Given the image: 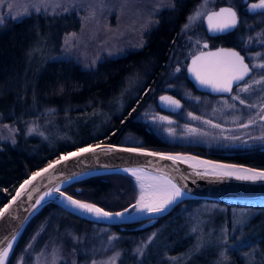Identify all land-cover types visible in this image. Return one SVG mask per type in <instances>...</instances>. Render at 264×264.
<instances>
[{"label":"trees","instance_id":"1","mask_svg":"<svg viewBox=\"0 0 264 264\" xmlns=\"http://www.w3.org/2000/svg\"><path fill=\"white\" fill-rule=\"evenodd\" d=\"M197 0H174L156 14L157 25L147 32L142 47L100 60L94 68L86 69L73 59L52 58L60 52L63 36L79 28L68 27L71 14L50 15L31 13L19 20H9L0 26V121L18 125L16 141L5 142L0 147V209L13 196L18 186L32 173L74 149L97 142L143 146L167 150L168 144L144 122V104L154 101L169 72L170 62L178 51L179 34ZM225 3V0H221ZM250 13L241 12V23L232 32L222 36H207L211 40L236 39L237 32ZM47 35L54 42L50 57L35 63L30 53ZM50 39V38H49ZM43 42V41H42ZM41 42V44H42ZM144 79L148 89L137 100L131 99L123 111L112 107L126 85ZM157 108L161 109L159 106ZM106 110L111 117L105 126L95 122L97 112ZM112 113V115H111ZM28 119L38 120L46 137L25 135L23 124ZM98 130L90 134L91 130ZM84 134L81 138L80 135ZM191 153L209 156L198 149ZM231 162L244 163L264 169V151L257 149L248 154L210 156ZM64 190L72 196L92 202L107 210H119L136 200L138 182L132 175L105 173L86 177L69 184ZM119 194V195H118ZM118 196H122L123 199ZM115 196V197H114ZM115 199H112V198ZM202 203H214L219 209L216 221H225L231 234V246L225 250L226 264H264V205L227 203L223 201L186 198L169 213L150 224H110L85 218L56 202L47 203L29 221L22 232L7 264L22 252L32 233L45 224L46 233L64 225L106 226L116 233L114 245H123L125 254L134 243L156 230V239L149 243L143 259L138 264H167L171 258L192 251L195 235L187 216ZM232 209H243L251 217L243 226H232ZM161 242H156L158 236ZM93 237V236H92ZM158 244V245H157ZM90 248L91 243H85ZM212 250L194 253L187 264H209ZM89 250L79 246L77 264H85ZM60 264H67L61 262Z\"/></svg>","mask_w":264,"mask_h":264},{"label":"rangeland","instance_id":"2","mask_svg":"<svg viewBox=\"0 0 264 264\" xmlns=\"http://www.w3.org/2000/svg\"><path fill=\"white\" fill-rule=\"evenodd\" d=\"M173 1L0 0V18L3 19L2 24L9 20H19L25 17L23 13L26 10L30 11L33 6L41 8L39 13L42 14H71L70 21L65 25L74 27L79 21V28L63 36L60 52L52 58L73 59L82 67L91 69L104 58L120 56L129 50L142 47L147 32L157 25V12L172 5ZM251 3L249 0L248 5L245 6L248 7ZM9 4L11 8L8 7ZM203 4L204 0H197L183 24L179 34L178 51L174 55V60L170 62L169 72L165 74L161 91L157 96L158 99L164 92L175 93L185 100V108L177 114H172L157 108L158 105L154 101H149L144 104L141 116L148 127L168 144L167 150L163 151L194 154L187 150L198 149L209 155L206 157L248 154L264 146V139H260L264 137L262 119L264 83L253 85L249 92H240L239 87H242L245 81L252 84L253 81L264 78V69L253 67L264 63V46L252 52L253 46L257 48L255 46L264 45V15H257L252 23L249 20L245 21L237 32L236 39L246 51L247 59L254 69L253 74L246 77L232 95L207 97L197 93L187 83L184 77L186 63L190 55L205 48L203 41L209 39L204 25L206 13L223 4L241 8L244 0H225V3L221 0H208L206 7H203ZM197 11L202 12L203 15L193 23L189 17ZM31 13L37 12L31 11ZM186 24L191 26L185 29ZM46 38L39 41L31 51L30 61L33 59L36 63L50 57L48 53L53 49L55 41L48 35ZM147 89L144 79L129 82L114 102L112 110L123 111L131 99L137 100L146 93ZM236 96H239L244 103L241 104L240 100L234 99ZM97 115L94 120L99 126H105L111 118L109 112L102 109ZM164 117L167 119H161ZM208 121L210 123H207ZM250 121L255 122L250 123ZM22 127L26 136L37 134L46 137V131L38 120L28 119ZM18 128V125L0 121V147L5 142L16 141ZM31 129L35 130L30 131ZM97 132L96 129L91 130L90 134ZM80 137L83 138L84 134ZM137 182L138 192L133 203H136L140 196V183L138 180ZM118 195L117 199H123ZM114 197L112 199H115ZM217 212L219 209L214 203H202L192 209L191 214L187 216L191 223V231L195 235L192 251L171 258L167 264H187L194 253L205 250H212L214 253L212 255L214 258L209 264H226L225 250L232 245L229 238L233 232L228 230L225 221H216ZM231 216L232 226L235 228L245 225L251 214L243 209H232ZM45 225L46 223L41 224L35 229L13 264H60L61 262L77 264L76 255L81 245L89 250L90 254L85 264H138L143 259L149 243L156 239L157 234L156 230L149 232L146 237L136 241L129 253L125 254L126 249L123 245H114L116 233L106 226H93L88 229L86 226L57 227L55 225L46 236L42 237ZM161 239L159 235L156 242L160 243ZM87 242L89 245L91 243L88 249L84 246ZM249 260L251 264L252 255Z\"/></svg>","mask_w":264,"mask_h":264},{"label":"water","instance_id":"3","mask_svg":"<svg viewBox=\"0 0 264 264\" xmlns=\"http://www.w3.org/2000/svg\"><path fill=\"white\" fill-rule=\"evenodd\" d=\"M221 8H232L236 12L235 7L230 4H223L218 6L216 9L208 11L204 16V25L209 36H216L220 33L232 31L239 24L238 19V24L235 28L226 30L224 32L211 31L209 29L207 15L211 12H218ZM205 44L208 45V42H203V45ZM221 49L234 50L239 52L236 48L233 47L217 46L214 48L202 49L189 57L186 66L187 75L188 78L195 83L198 89H208L209 91H213L211 88H207L206 86L201 85L195 78L194 74L191 71V69L194 67L193 60L196 57L201 56L202 53L206 54L210 52H218ZM205 58L207 59V57ZM244 62L249 65L247 61ZM249 67L251 68L250 65ZM251 72L249 73V75L251 74ZM235 84L237 83H234L233 85ZM161 97H170L173 101H179V106H176L167 100H161ZM158 104L162 109L172 113L179 112L184 105L179 98L167 92L162 93L158 97ZM97 145H99L100 148L97 149L95 153H85L79 157H74L70 158L67 161H62L60 164L55 165L53 169H49L48 172L43 173V175L37 177L35 180H32V183L26 185L25 189H21L20 186L24 184L26 180H30L34 173L42 172L43 169L48 168L49 164H52L55 161L59 160L61 156H67L69 153L76 152L80 148H85L88 146L96 147ZM108 146H115L116 150L104 151L103 149H106ZM80 148L74 149L66 154L61 155L57 159L49 162L48 164L38 169L36 172L32 173L18 186L13 196L2 206L1 209H3L6 205L9 206V212L11 213V215H8L6 213L4 217L0 218V250L4 249L9 243L12 244V249L9 252V256L5 264L8 263L9 258L12 255L13 250L29 221L49 202H56L63 207L71 210L72 212H75L76 214L88 219L107 222L110 224L140 223L141 225L150 224L156 218L169 213L182 200L191 197L204 200L223 201L227 203L239 202L241 204L264 205V180L245 181L239 180L234 176H202L198 175L197 173L205 170L210 171L214 165L209 164L203 167L193 168L192 165H199L198 161L188 160V162L185 163L183 160H178L173 162L171 160L161 159L157 156L127 152L122 151L121 149L142 148L148 153H164L173 156H176V154L187 153H172L168 151L146 148L143 146L120 145L110 142H97L95 144L85 145ZM262 149L264 150V147H262ZM187 155L192 156L196 159L209 161L211 163L228 164L233 166H242L249 169L264 170L263 168L250 166L244 163L231 162L195 154ZM134 168L144 169L146 177L156 176L158 178L166 177L167 179H171L173 183L181 187L185 195L181 197L176 203L172 204L163 214L141 211L140 209H138V207H134L136 203H132L129 206L119 210H107L103 208L106 212H110L113 214L124 213L123 216L114 215L111 218H97L94 216H89L83 212H80L79 210H73L71 206L65 203L64 196H71L75 200H80L64 190V188L72 182L84 179L89 176L105 173H120L131 175L129 172H126L124 170ZM57 188L59 189V192L55 191V189ZM18 191L21 192V195L19 197L16 196ZM47 193H52V195L48 196L46 195ZM14 197H16L15 201H13ZM42 197L43 199H41ZM80 201L89 203L83 200ZM126 209L127 211H125ZM13 237H15L14 240Z\"/></svg>","mask_w":264,"mask_h":264},{"label":"snow or ice","instance_id":"4","mask_svg":"<svg viewBox=\"0 0 264 264\" xmlns=\"http://www.w3.org/2000/svg\"><path fill=\"white\" fill-rule=\"evenodd\" d=\"M208 0H204L203 7H206ZM11 8V4L8 5ZM253 10L255 9H264V0H258V3H254L251 5ZM31 11L39 13L41 8L33 6V8L28 11L26 10L23 15L28 16L31 14ZM203 13L197 11L193 16L189 17L191 22H195ZM207 21L209 25V29L213 32H224L226 30L235 28L238 24V18L236 12L232 8H221L218 12H211L207 15ZM3 23V19L0 18V24ZM191 25L186 24L185 29H188ZM204 47H207L205 44ZM260 54L258 53L257 56ZM207 57V59L205 58ZM244 56H242L239 52L234 50H224L221 49L218 52H210V53H202L201 56L196 57L193 60L194 67L191 69L195 78L199 81L201 85L206 87H210L212 90L217 92H231L232 86L234 83H238L241 81H245V77L249 75L252 71V68L249 67L245 62ZM255 68L264 69V63L254 65ZM264 83V78L261 80L253 81L252 84H248L246 81L242 87H239L240 92H249L253 85ZM234 99L240 100L239 96L234 97ZM161 100H167L170 103L179 106V101H173L170 97H161ZM240 103L243 104L244 101L240 100ZM251 107V105H250ZM194 119H199V117H193ZM161 119H167L166 117ZM264 119V116H262ZM255 121H250V123H254ZM207 123H210L208 121ZM218 127V125H217ZM35 129H31L30 131H34ZM195 131V130H192ZM260 139H264V137H260ZM100 146L96 147L88 146L85 148H80L76 152L69 153L67 156H61L59 160L55 161L52 164L48 165V168L43 169L42 172L34 173L30 180H26L24 184L20 187L21 189H25L26 185L32 183V180H35L37 177L43 175L49 171V169H53L55 165L60 164L62 161H67L70 158L79 157L85 153H95ZM104 151H114L115 146H108ZM122 151L134 152V153H142L151 156H157L161 159L171 160L173 162L178 160H183L185 163L188 162L189 159H196L194 157L184 158L181 156H173L167 155L164 153H148L146 150L142 148H126L121 149ZM211 162L209 161H200L199 165H192L193 168L203 167L205 165H209ZM129 172L132 176L135 177L136 180L140 181V196L136 202L134 207H138L141 211H146L148 213H158L163 214L167 209L174 203H176L181 197L185 195L184 191L180 186L173 183L171 179H167L166 177H149L152 183L145 184L146 173L142 168H134V169H126L124 170ZM202 176H217V177H235L239 180L245 181H258L264 180V170H256L249 168H239L237 169L235 166L228 165H215L212 169L205 170L197 173ZM56 192H59V189H55ZM151 194L153 198H159L158 203H146V195ZM21 192L18 191L16 196L19 197ZM46 195L51 196L52 193H47ZM16 197L13 198L15 201ZM43 199V197L41 198ZM67 202L73 208V210H79L83 213L94 214L97 218H111L115 216H123L124 213H110L106 212L103 208L97 207L95 204L85 203L80 200H75L71 196L66 197ZM127 211V209L125 210ZM11 215L9 212V206H5L3 209H0V218L4 217L5 214ZM15 237H13V240ZM12 249V244L9 243L4 249L0 250V264H5L9 252ZM139 251V249L137 250Z\"/></svg>","mask_w":264,"mask_h":264},{"label":"flooded vegetation","instance_id":"5","mask_svg":"<svg viewBox=\"0 0 264 264\" xmlns=\"http://www.w3.org/2000/svg\"><path fill=\"white\" fill-rule=\"evenodd\" d=\"M248 2H249V0H244V4H243V6L241 7V8H237V7H235V9H236V12H237V15H238V19H239V24H238V26L240 25V23H241V12H242V10H245V11H247L248 13H250V18H249V22L250 23H252V22H254L255 20H256V17H257V15H260V14H262V15H264V9H255V10H253L252 8H251V5L252 4H254V3H258V0H250V2H252L251 4H249V6L247 7V6H245V5H248ZM237 26V27H238ZM236 27V28H237ZM235 28V29H236ZM234 29V30H235ZM234 30H232V31H234ZM232 31H228V32H224V33H220V34H218V35H216V36H222V35H227V34H229L230 32H232ZM205 41H207L208 42V45H207V47H205L204 49H208V48H214V47H217V46H226V47H233V48H236L243 56H244V58H245V61H247L248 63H249V65L251 66V63L249 62V60L247 59V55H246V51H245V49L244 48H242V46L240 45V41L238 40V39H218V40H216V41H214V40H204L203 42H205ZM262 46H264V45H257V46H255V47H257V48H254V46L252 47V52L253 51H256L258 48H261ZM200 50H202V49H199L198 51H200ZM198 51H196V52H198ZM195 52V53H196ZM191 56V55H190ZM188 60H189V58H188ZM187 63H188V61H187ZM187 63H186V66H187ZM251 68H252V72H251V74H250V76L253 74V72H254V69H253V67L251 66ZM185 78H186V81H187V83L190 85V87H192L197 93H200V94H203L204 96H207V97H213V96H217V97H227V96H230V95H232L233 94V92L235 91V89H237L238 88V86L240 85V84H242V82H244V81H241V82H239V83H237V84H235V85H233V87H232V91L231 92H217V91H209L208 89H206V90H200V89H198L197 87H196V85H195V83L192 81V80H190L189 78H188V75H187V71H186V67H185V76H184ZM245 80H246V78H245ZM207 88H210V87H207ZM171 94H173L174 96H176L177 98H179L182 102H183V107L181 108V110L182 109H184L185 108V106H186V102H185V100L183 99V98H181L179 95H177V94H175V93H171ZM180 110V111H181ZM179 111V112H180ZM173 114V113H172ZM176 114H177V112H176ZM264 116V115H263ZM264 120V119H263ZM264 147V146H263ZM260 150H262V151H264L263 149H262V147H260Z\"/></svg>","mask_w":264,"mask_h":264},{"label":"bare ground","instance_id":"6","mask_svg":"<svg viewBox=\"0 0 264 264\" xmlns=\"http://www.w3.org/2000/svg\"><path fill=\"white\" fill-rule=\"evenodd\" d=\"M176 156H181V157H184V158H188V157H192V156H189V155H187V154H176ZM189 160H193V161H198V162H200V161H204V160H202V159H189ZM211 164H213L214 166L215 165H228V164H220V163H211ZM228 166H233V165H228ZM237 169H239V168H244V167H242V166H235ZM150 177V176H149ZM149 177H146L145 178V184L147 185V184H149V183H152V181L149 179ZM139 183H140V181H139ZM66 197L67 196H64V200H65V203L66 204H68L69 205V203L67 202V200H66ZM158 200H159V198H153L152 196H151V194L149 193L148 195H146V200H145V202L146 203H158ZM70 206V205H69ZM139 209V208H138ZM85 214H87V215H89V216H94V214H89V213H85ZM95 217V216H94Z\"/></svg>","mask_w":264,"mask_h":264}]
</instances>
